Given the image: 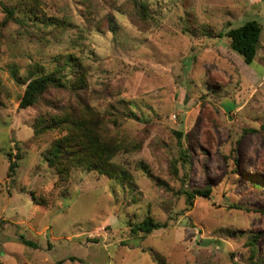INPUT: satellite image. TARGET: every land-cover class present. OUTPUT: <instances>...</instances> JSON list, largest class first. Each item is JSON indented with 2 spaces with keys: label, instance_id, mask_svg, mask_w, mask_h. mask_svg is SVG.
Returning a JSON list of instances; mask_svg holds the SVG:
<instances>
[{
  "label": "rangeland",
  "instance_id": "obj_1",
  "mask_svg": "<svg viewBox=\"0 0 264 264\" xmlns=\"http://www.w3.org/2000/svg\"><path fill=\"white\" fill-rule=\"evenodd\" d=\"M38 1L40 19L66 20L67 29L5 21L1 3L24 4L0 0L2 263L159 264L155 253L169 264L262 260L264 0H144L150 21L139 18L134 0ZM250 19L262 33L247 65L226 38L208 35ZM63 53L80 57L87 87L50 88L37 106L19 108L26 83L12 72L24 79L34 62L51 69ZM84 106L120 142L112 162L130 180L77 169L60 181L45 162L62 132L35 137L36 117ZM17 149L9 176L8 154L14 160ZM208 187L209 196L187 205L183 191ZM146 216L168 226L131 233Z\"/></svg>",
  "mask_w": 264,
  "mask_h": 264
},
{
  "label": "trees",
  "instance_id": "obj_2",
  "mask_svg": "<svg viewBox=\"0 0 264 264\" xmlns=\"http://www.w3.org/2000/svg\"><path fill=\"white\" fill-rule=\"evenodd\" d=\"M20 3L24 5L18 10L15 6H7L1 3L2 12L5 14V21H20L19 23L24 24L26 19H32L33 21L36 20L39 23L45 24L47 27L52 26L56 30H65L69 26L66 20L63 19L60 20L53 17L40 19L38 15V0H21ZM26 5L30 7L28 8ZM133 5L135 12L141 20H153L146 1L134 0ZM20 14L23 16L21 17ZM109 19L110 29L115 33L117 28L116 21L112 15H110ZM261 33L262 27L258 20L250 19L235 27L227 26L223 31L215 34L210 33L208 36L217 39L226 38L230 50L237 54L245 64L250 65L260 45ZM82 66L79 56L72 53H63L54 57V65L51 69H48L40 62L28 65L24 79H21L18 71H13L12 74L16 81L21 80V82L26 83L24 92L20 97L19 108L25 109L37 106L42 100L43 95L50 88L68 89L72 92L85 89L87 81ZM101 125V121L96 113L86 106L81 111H77L74 108H66L61 115L44 113L36 117L33 125L35 137L56 130L62 132L61 136L54 139L49 148L43 152L45 162L56 171L60 181H66L71 172L77 169L95 171L119 182L127 179L130 180L127 171L112 162V158L121 147L120 142L114 136L104 134ZM17 150L18 153L15 154L14 160L12 159V153L8 154L10 160L8 165L9 176L15 172V169L19 165L18 160L21 159L20 149ZM181 155H184V153ZM175 170L176 168L174 167ZM183 192L186 196L187 205L191 206L197 196H209L211 189L208 187ZM130 226L131 233L147 235L154 230L166 228L168 222H159L150 216H146L141 221L133 223ZM19 238L20 242L24 245L36 247L34 242L28 241L24 237ZM256 238L254 235L249 243V246L252 248V254L256 252ZM154 255L159 264H169L157 253ZM68 260L75 261L78 259L68 257ZM61 262L59 261L56 264H60ZM0 264H3L1 259ZM253 264H264V258L253 261Z\"/></svg>",
  "mask_w": 264,
  "mask_h": 264
}]
</instances>
